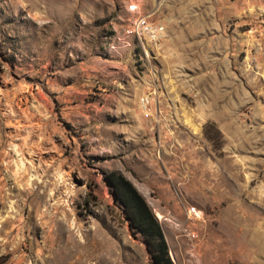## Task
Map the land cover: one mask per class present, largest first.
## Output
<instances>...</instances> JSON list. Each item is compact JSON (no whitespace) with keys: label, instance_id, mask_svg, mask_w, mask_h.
<instances>
[{"label":"rangeland","instance_id":"obj_1","mask_svg":"<svg viewBox=\"0 0 264 264\" xmlns=\"http://www.w3.org/2000/svg\"><path fill=\"white\" fill-rule=\"evenodd\" d=\"M130 1L0 0V264H154L117 173L174 264H264V0Z\"/></svg>","mask_w":264,"mask_h":264},{"label":"trees","instance_id":"obj_2","mask_svg":"<svg viewBox=\"0 0 264 264\" xmlns=\"http://www.w3.org/2000/svg\"><path fill=\"white\" fill-rule=\"evenodd\" d=\"M204 130L211 140H215L221 134L215 123L211 121L205 124ZM108 177L117 199L120 200L127 211V216L131 219V227L140 231L147 239L154 264H174L161 224L140 191L121 173H117L116 179H113L111 175Z\"/></svg>","mask_w":264,"mask_h":264},{"label":"built area","instance_id":"obj_3","mask_svg":"<svg viewBox=\"0 0 264 264\" xmlns=\"http://www.w3.org/2000/svg\"><path fill=\"white\" fill-rule=\"evenodd\" d=\"M132 11L135 13V21L133 24L132 31L129 32H123L122 35H137L139 31L141 30H148L150 31V28H157V36L159 39H162L166 34L165 25L162 23H158L154 21L150 14L143 13L141 11V5L139 0H131L130 3ZM146 50L148 51V45L145 41V44H143ZM151 97L148 95L143 97L141 99V103L145 106H148V104H151Z\"/></svg>","mask_w":264,"mask_h":264},{"label":"bare ground","instance_id":"obj_4","mask_svg":"<svg viewBox=\"0 0 264 264\" xmlns=\"http://www.w3.org/2000/svg\"><path fill=\"white\" fill-rule=\"evenodd\" d=\"M145 32H148V30H141V31L138 32V34L141 35V34H144ZM155 34H156L155 37L157 38V37H158V36H157V32H156ZM158 215H159V217H163L161 213H158ZM99 244H100V243H99ZM103 244H104V243H103ZM101 248H102V247H101ZM98 249H100V248H98ZM95 252H96V251H95ZM99 252H100V251H99ZM90 255H92V254H90ZM88 256H89V255H88ZM87 258H88V257H87ZM100 264H102V263L100 262Z\"/></svg>","mask_w":264,"mask_h":264},{"label":"flooded vegetation","instance_id":"obj_5","mask_svg":"<svg viewBox=\"0 0 264 264\" xmlns=\"http://www.w3.org/2000/svg\"><path fill=\"white\" fill-rule=\"evenodd\" d=\"M113 179H116V177H113Z\"/></svg>","mask_w":264,"mask_h":264}]
</instances>
